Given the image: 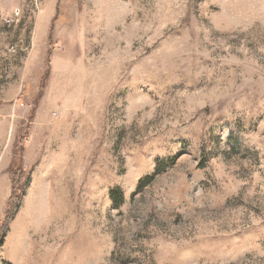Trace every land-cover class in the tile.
I'll use <instances>...</instances> for the list:
<instances>
[{
  "label": "rangeland",
  "instance_id": "374dc122",
  "mask_svg": "<svg viewBox=\"0 0 264 264\" xmlns=\"http://www.w3.org/2000/svg\"><path fill=\"white\" fill-rule=\"evenodd\" d=\"M15 169L0 264H264V0H0Z\"/></svg>",
  "mask_w": 264,
  "mask_h": 264
},
{
  "label": "trees",
  "instance_id": "16d2710c",
  "mask_svg": "<svg viewBox=\"0 0 264 264\" xmlns=\"http://www.w3.org/2000/svg\"><path fill=\"white\" fill-rule=\"evenodd\" d=\"M159 169V166L157 168V171ZM12 177L13 179V183H12V194L10 196L9 199V203H8V209H7V213L5 216V220L3 221V223L1 224L0 227V243L2 241V238L5 236V232L7 231V227H8V223L10 222V220L13 218V216L15 215L16 211L19 208L20 205V195L15 194L16 191V186L17 184L21 183V178H22V173L19 172V170H14L11 171ZM151 179H153V176H149L144 178L143 180L140 181V186H143L145 183L151 181ZM116 193L118 192H113L112 198L115 199L116 198Z\"/></svg>",
  "mask_w": 264,
  "mask_h": 264
}]
</instances>
